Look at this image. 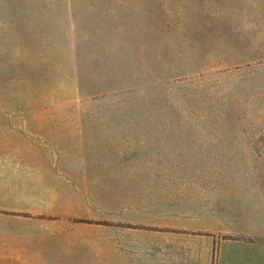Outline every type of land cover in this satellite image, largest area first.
<instances>
[{
    "label": "rangeland",
    "instance_id": "1",
    "mask_svg": "<svg viewBox=\"0 0 264 264\" xmlns=\"http://www.w3.org/2000/svg\"><path fill=\"white\" fill-rule=\"evenodd\" d=\"M23 184L79 233L163 203L181 264H264V0H0V188Z\"/></svg>",
    "mask_w": 264,
    "mask_h": 264
},
{
    "label": "crops",
    "instance_id": "2",
    "mask_svg": "<svg viewBox=\"0 0 264 264\" xmlns=\"http://www.w3.org/2000/svg\"><path fill=\"white\" fill-rule=\"evenodd\" d=\"M39 189L25 184L16 188L1 186V199H7L8 204L1 208L7 213L0 215V264H181L184 259L195 257L194 246L179 243L172 236L168 205L161 203L150 212L147 204H140L135 212L125 208L119 213L112 241H107V231L101 226L92 227V235L90 227L79 233L71 218H57L55 210L37 208L36 202L56 201L58 194L57 188ZM67 190L75 194L72 206L74 200L82 207L89 201L84 200L87 192L83 188ZM139 193L145 196V187ZM155 220L160 224H155ZM109 249L112 256L107 253ZM111 257L112 262H107ZM90 258H97V263H89Z\"/></svg>",
    "mask_w": 264,
    "mask_h": 264
}]
</instances>
